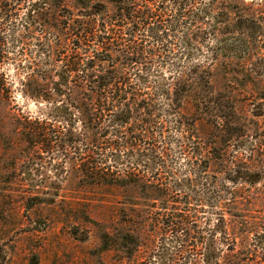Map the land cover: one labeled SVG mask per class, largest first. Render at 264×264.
I'll return each mask as SVG.
<instances>
[{"label": "trees", "instance_id": "1", "mask_svg": "<svg viewBox=\"0 0 264 264\" xmlns=\"http://www.w3.org/2000/svg\"><path fill=\"white\" fill-rule=\"evenodd\" d=\"M196 1L170 0L175 14L168 25L166 0H71L69 4L65 0H0V113L8 118L16 144L24 148L13 170L31 174L28 163L41 160L44 153L57 160V174L68 173L63 165L68 162L72 173L125 189L118 204L123 226L118 240L124 247L131 243L137 251L144 237H160L169 228L172 233L181 231V243L164 250L162 264L173 263L174 255L189 254L196 241L205 242L203 264H221L215 236L217 232L222 239L227 236L223 210L228 202L217 188L201 183L202 176L218 169L232 184L264 181V120L262 126L254 120L264 119V96L253 102L252 118L247 119L250 168L246 170L227 158L229 143L240 141L245 129L233 100L214 90L209 71L207 77L198 76L199 64L189 67L190 80L185 81L181 67L193 57V34L189 37L184 32L180 37L183 51L176 55L178 64L168 76L164 63L156 68L146 62L158 56L149 44L144 45L147 41L162 43L169 29L187 27L183 23L187 13L188 27L212 14L216 0L194 12ZM23 5L26 12L19 15ZM223 15L226 21L227 14ZM239 27L241 32L254 29L247 21ZM221 41L226 52L238 46L236 39ZM216 55L214 49L212 58ZM5 64L13 66V78L22 75L18 92L35 103L36 113L11 107L16 101L14 82L3 71ZM249 70L251 76L261 78L264 61L251 64ZM193 89L196 98L187 106L189 112H184ZM166 124L175 128L176 152L189 154L187 176L177 174L167 145L166 133L172 129ZM197 205L211 208L208 218L216 217L215 229L205 237L196 231L199 211L191 220ZM145 221L153 234L145 231ZM229 247L230 264H247L244 249L234 253L235 248ZM259 250L264 251V231L255 234L249 250L253 252L249 258L254 255L255 259L250 264H264ZM156 253L154 245L150 255Z\"/></svg>", "mask_w": 264, "mask_h": 264}, {"label": "rangeland", "instance_id": "2", "mask_svg": "<svg viewBox=\"0 0 264 264\" xmlns=\"http://www.w3.org/2000/svg\"><path fill=\"white\" fill-rule=\"evenodd\" d=\"M69 1L65 0V3L69 4ZM100 1L106 3V0ZM166 1L170 7L165 16L170 25L174 20L175 7L170 0ZM196 2L194 12L207 6L210 0ZM25 12L23 5L18 14L24 15ZM187 14L183 21L187 27L176 31L169 29L168 37L162 43L147 41L144 44H149L158 55L146 62L156 68L164 63V75L168 76L178 64L176 55L183 51L180 37L184 32L189 37L193 34V57L184 60L181 67L186 72L185 81L190 80L187 73L189 67L199 64L198 76L207 77L209 71L214 90L226 93L233 100L238 121L245 129L240 141L234 139L229 143L227 158L229 162L234 161L247 170L250 168L247 160V119L252 118L253 102H259L260 96H264V75L256 78L250 75L249 70L251 64L264 61V0H216L212 14L199 20L194 27H188L190 17ZM223 14H227L226 21H223ZM213 16H216L215 19ZM246 21L247 26L254 29L241 32L239 25ZM227 26L229 28L225 29ZM224 38L238 41L235 51L222 49L221 40ZM214 49L216 59L212 58ZM3 71L14 82L12 90L15 91L16 101L11 107L18 106L25 112L36 113L35 103L24 100L18 92V78H22V75L13 78L15 70L8 64L4 65ZM196 92L193 89L188 94L184 112L194 102ZM11 113L19 112L11 110ZM254 120L262 126L264 119ZM166 127L172 129L166 133L167 145L170 154L174 155L177 174L187 176L184 170L189 169V154L186 151L185 157V154L176 152L175 128L172 124H166ZM13 134L8 118L0 113V264H162L164 250L181 243L179 229L172 233L169 228L166 229L167 234L155 237L150 222L145 221V231L153 235L142 238L137 251L132 250L131 243L124 247L123 242L118 240L123 231L118 220V204L125 189L109 187L104 181L88 177V174L72 173L68 162L63 164L68 173L57 174L54 169L57 160L49 159L44 153L41 160L28 163L31 174H16L13 166L21 158L24 148L16 144ZM228 165L232 168L230 163ZM211 170L202 176L200 182L217 188L228 202L225 203L226 209H222L225 212L227 236L222 239L218 232L215 236L216 247L222 251L220 263L230 264L232 261V258H226L231 255L227 249L230 246L235 248L234 253L244 249L247 264H250L255 259L254 255L249 258V253H253L249 250L254 245L255 234L264 231V181L256 185L243 182L232 184L218 169ZM9 171L12 173L7 174ZM197 206L190 213L191 220L195 219V210L199 211L197 221H194L198 225L196 231L205 237L215 229L216 217L212 215V218H208L211 216L208 206L203 209ZM176 228H185V225ZM154 245L157 256L150 255ZM189 250L187 255H174L171 264H203L205 242L196 241ZM261 255H264V251L259 250L258 256Z\"/></svg>", "mask_w": 264, "mask_h": 264}]
</instances>
